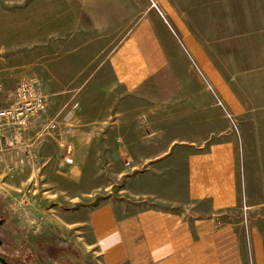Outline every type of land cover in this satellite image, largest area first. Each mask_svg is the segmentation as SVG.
Returning a JSON list of instances; mask_svg holds the SVG:
<instances>
[{"label": "crops", "instance_id": "1", "mask_svg": "<svg viewBox=\"0 0 264 264\" xmlns=\"http://www.w3.org/2000/svg\"><path fill=\"white\" fill-rule=\"evenodd\" d=\"M151 1L10 0L34 4L22 20L28 48L60 42L61 53L42 63V51L16 45L0 58L1 108L12 106L22 78L38 81L48 98L27 128L0 133L1 168L10 175L3 196L24 199L26 216L92 264H264V96L256 107L235 98L187 23L216 22V11L264 10V0H197L201 13L193 16L179 0H154L159 10ZM89 19L124 32L108 58L116 98L78 94L68 87L73 69L61 72L76 43L96 39L83 23ZM179 50L205 78L194 77L193 96L185 95L193 87L179 71ZM232 116L242 117L240 136ZM54 118L60 129L49 136ZM140 123L147 133L139 134ZM142 144L148 167L138 173L123 162ZM122 178L126 187L114 194Z\"/></svg>", "mask_w": 264, "mask_h": 264}, {"label": "rangeland", "instance_id": "2", "mask_svg": "<svg viewBox=\"0 0 264 264\" xmlns=\"http://www.w3.org/2000/svg\"><path fill=\"white\" fill-rule=\"evenodd\" d=\"M48 1L50 0H41L36 5H44ZM175 1L177 2L178 0ZM179 1L182 5H185L191 16L201 13L200 11H196V7L194 6L197 0ZM14 4L16 3H11L10 0H0L1 59L11 53L9 50L16 45L18 47L24 45L28 50L31 49L28 47L32 45L31 37L22 27V20L28 11L33 8L34 4L26 3L25 5L19 6ZM246 6L248 5H240V7ZM214 13L218 17L216 22H187L190 30L204 43L207 51L214 57L219 70L231 84L235 98L239 101L245 100L246 103L256 107L258 98L261 95L262 97L264 96V10L233 9L216 11ZM83 23L89 25L90 28H96L95 32L91 31L89 33L93 38V34L98 35L90 43L86 42L87 38H82V41L78 44L76 43L74 45L75 54L73 59L65 61L64 65L60 68L61 72L66 68L68 70L73 69L74 80L69 82L68 87L69 89L76 90L78 94L85 93L88 95L94 93L101 100H106L111 97L116 98L121 94V89L109 69L108 58L112 50L124 36V32L119 33L118 31L112 32L105 30L102 22H92L91 19H89V22ZM33 46L32 49H39L45 56L42 59V63L50 62L56 58L58 53L57 49L61 53L60 42ZM50 52H53L54 55L49 56ZM179 55V71L184 74L182 77L185 78L187 84L193 87L192 90L185 91V95L187 97L193 96L194 77H201L203 81H205V78L199 73L193 62L189 60L187 52L179 50ZM189 72L192 75L188 78L189 75L187 73ZM58 79L67 82L69 81V76L67 79L61 73L58 74ZM23 80L31 79L22 78L20 81ZM32 81L38 86V81ZM217 99L219 100V96H217ZM176 110L181 113L183 111L179 106L176 107ZM228 120L232 124L231 129L235 135L240 136L242 117L232 116ZM138 126L139 134L140 130L144 133L148 132L146 129L148 125L146 123H140ZM68 142L73 146L70 140ZM138 153L136 159L128 157L124 160L123 164L126 168L136 165V172L144 173L148 167L144 158L149 153V146L144 144L140 145L138 147ZM4 162L5 157L2 151H0V200L3 202L0 204V249H5L7 246H14L15 248L22 247L24 248V256L33 258L32 262L34 264H92L85 259L86 257L84 255L76 251V249L71 248L69 245L59 244L58 242L61 240V237L57 233L49 231V229L45 230V225L35 217L29 216L30 219H35L39 223L40 231H37L36 227H32L33 225L30 227V223L26 222L23 212H21V215L20 213L17 216L11 215L9 206L12 204L13 198H18V195L12 194L11 197L8 195L6 197L3 196L5 193L3 182L10 177L9 172L1 168ZM12 178L14 179V177ZM125 182L126 179L124 178L119 180V184H117L118 188H115L113 191L114 194L119 193L121 189L126 187ZM41 245H44L48 252H45ZM9 261L15 263L14 260ZM0 264L3 263L0 262Z\"/></svg>", "mask_w": 264, "mask_h": 264}, {"label": "built area", "instance_id": "3", "mask_svg": "<svg viewBox=\"0 0 264 264\" xmlns=\"http://www.w3.org/2000/svg\"><path fill=\"white\" fill-rule=\"evenodd\" d=\"M152 8L159 10V5L152 0ZM47 96L41 93L37 85L32 80L21 81L14 92V103L9 108L0 107V133L7 127L14 129H24L29 126V122L40 117L47 110ZM59 122L56 118L49 121L45 133L49 136L59 131ZM59 145L64 149L67 156L73 154V146L65 137L60 138ZM26 201L24 199H13L9 206L12 216H17L21 212L25 214L24 218L27 223L36 227L40 231L39 223L35 219L26 216Z\"/></svg>", "mask_w": 264, "mask_h": 264}, {"label": "trees", "instance_id": "4", "mask_svg": "<svg viewBox=\"0 0 264 264\" xmlns=\"http://www.w3.org/2000/svg\"><path fill=\"white\" fill-rule=\"evenodd\" d=\"M2 203L3 202L0 200V204H2ZM58 243L67 245L66 242L63 240H59ZM41 247L43 248V250L45 252H48L47 248L44 245H41ZM23 249L24 248H22V247L15 248L14 246H7V248H5V249L4 248L0 249V256L3 257L6 261H8V260L13 261L14 260L15 262H17L20 260L21 261L22 260H28L29 261L28 264H31V262L33 261V258H31L30 256H24V250Z\"/></svg>", "mask_w": 264, "mask_h": 264}, {"label": "flooded vegetation", "instance_id": "5", "mask_svg": "<svg viewBox=\"0 0 264 264\" xmlns=\"http://www.w3.org/2000/svg\"><path fill=\"white\" fill-rule=\"evenodd\" d=\"M1 257V256H0ZM1 258H3V257H1ZM3 260L5 261V262H2V261H0V262H2L3 264H28V260H24V261H21V262H19V261H17V262H15V263H11L9 260L8 261H6L4 258H3ZM31 264H34L33 262H31Z\"/></svg>", "mask_w": 264, "mask_h": 264}, {"label": "water", "instance_id": "6", "mask_svg": "<svg viewBox=\"0 0 264 264\" xmlns=\"http://www.w3.org/2000/svg\"><path fill=\"white\" fill-rule=\"evenodd\" d=\"M0 261L5 262V261L3 260V258H1V257H0Z\"/></svg>", "mask_w": 264, "mask_h": 264}]
</instances>
